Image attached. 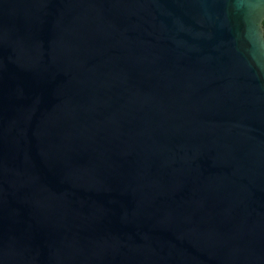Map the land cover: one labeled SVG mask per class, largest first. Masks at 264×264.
Returning a JSON list of instances; mask_svg holds the SVG:
<instances>
[{"label":"water","instance_id":"water-1","mask_svg":"<svg viewBox=\"0 0 264 264\" xmlns=\"http://www.w3.org/2000/svg\"><path fill=\"white\" fill-rule=\"evenodd\" d=\"M259 0H0V264H264Z\"/></svg>","mask_w":264,"mask_h":264},{"label":"clouds","instance_id":"clouds-1","mask_svg":"<svg viewBox=\"0 0 264 264\" xmlns=\"http://www.w3.org/2000/svg\"><path fill=\"white\" fill-rule=\"evenodd\" d=\"M259 3H264V0H259ZM247 59L258 73H264V37L257 35L250 41Z\"/></svg>","mask_w":264,"mask_h":264},{"label":"trees","instance_id":"trees-1","mask_svg":"<svg viewBox=\"0 0 264 264\" xmlns=\"http://www.w3.org/2000/svg\"><path fill=\"white\" fill-rule=\"evenodd\" d=\"M262 25H263V28H264V20H263V22H262Z\"/></svg>","mask_w":264,"mask_h":264}]
</instances>
